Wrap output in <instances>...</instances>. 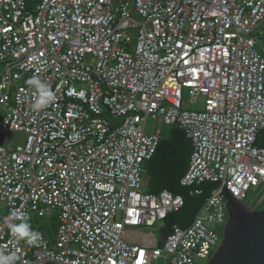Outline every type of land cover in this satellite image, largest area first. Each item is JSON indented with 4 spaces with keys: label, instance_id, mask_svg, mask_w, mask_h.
Wrapping results in <instances>:
<instances>
[{
    "label": "built area",
    "instance_id": "obj_1",
    "mask_svg": "<svg viewBox=\"0 0 264 264\" xmlns=\"http://www.w3.org/2000/svg\"><path fill=\"white\" fill-rule=\"evenodd\" d=\"M263 22L264 0H0V252L15 264H208L225 190L242 201L264 185ZM32 77L55 93L40 110ZM149 118L192 142L180 183L193 195L215 185L169 232L185 200L145 189L161 138ZM16 131L26 142L9 148ZM54 209L39 246L12 236L18 217ZM147 227L161 243L137 242Z\"/></svg>",
    "mask_w": 264,
    "mask_h": 264
},
{
    "label": "trees",
    "instance_id": "obj_2",
    "mask_svg": "<svg viewBox=\"0 0 264 264\" xmlns=\"http://www.w3.org/2000/svg\"><path fill=\"white\" fill-rule=\"evenodd\" d=\"M256 144L264 146V129L258 133ZM192 149V142L184 129L171 126L169 136H161L155 154L146 163L148 192L159 193L167 189L184 196L183 207L167 215L164 227L166 232H169L175 224L188 225L200 208L206 194L215 186L211 182L204 183V193L193 195L190 193L192 187L180 183L181 177L188 168ZM54 229L49 230V236L52 235Z\"/></svg>",
    "mask_w": 264,
    "mask_h": 264
},
{
    "label": "water",
    "instance_id": "obj_3",
    "mask_svg": "<svg viewBox=\"0 0 264 264\" xmlns=\"http://www.w3.org/2000/svg\"><path fill=\"white\" fill-rule=\"evenodd\" d=\"M225 192L228 219L208 264H264V203L252 208Z\"/></svg>",
    "mask_w": 264,
    "mask_h": 264
},
{
    "label": "rangeland",
    "instance_id": "obj_4",
    "mask_svg": "<svg viewBox=\"0 0 264 264\" xmlns=\"http://www.w3.org/2000/svg\"><path fill=\"white\" fill-rule=\"evenodd\" d=\"M255 37L258 39V49L264 53V22L260 25V27L257 29L255 33ZM133 46V45H132ZM201 102H202V97L200 96L198 105H191L189 104V99L185 101V107L189 109H194L201 107ZM2 112L0 111V115ZM119 122V121H117ZM159 129L161 131V136L163 137H168L170 133L171 126L165 124L162 122L161 119L157 120L156 126H154V121L153 119L149 118L147 120V127L146 131L150 133L152 129ZM26 134L22 131H16L10 133V145L9 148H12L16 145L19 144H25L26 142ZM264 194V185H259L257 188H252L247 192L246 197L242 200V202L252 208H258L261 204L264 203V200L262 202H258L261 196ZM57 210H53L52 215H47L45 217L39 218L36 214L34 213H29L28 217L29 220H31L34 224L35 231L41 232L44 229V231H48L46 234L49 236V230L53 229L58 226V219H57ZM225 225H215V230L218 231L220 234L221 238L219 242L217 243L218 247L221 243L222 237H223V230H224ZM54 229V230H55ZM134 229V228H133ZM132 229V230H133ZM142 231H144L146 234L153 233L156 239L160 238V230L155 228V227H147V228H141ZM216 250V249H215Z\"/></svg>",
    "mask_w": 264,
    "mask_h": 264
},
{
    "label": "clouds",
    "instance_id": "obj_5",
    "mask_svg": "<svg viewBox=\"0 0 264 264\" xmlns=\"http://www.w3.org/2000/svg\"><path fill=\"white\" fill-rule=\"evenodd\" d=\"M27 83L35 86L38 93L32 105L33 109H43L55 101V93L46 82L41 81L37 77H32L27 81ZM18 218L21 219V223L9 225L12 236L17 241L26 240V242L31 246H39L42 242V234L32 229L30 223L28 222L29 217L27 214ZM17 259L18 256L15 252L11 254H4L0 252V264H15Z\"/></svg>",
    "mask_w": 264,
    "mask_h": 264
},
{
    "label": "crops",
    "instance_id": "obj_6",
    "mask_svg": "<svg viewBox=\"0 0 264 264\" xmlns=\"http://www.w3.org/2000/svg\"><path fill=\"white\" fill-rule=\"evenodd\" d=\"M147 163V162H146ZM145 168H146V175H145V180H146V187H145V189L147 190V166H146V164H145ZM55 231V230H54ZM54 231H53V233H52V235L54 234ZM140 231H141V236H140V238L138 239L137 238V242H139V243H146V242H152V243H154L155 242V240L153 241L151 238H149V234H146L144 231H142L141 229H140ZM51 235V236H52ZM161 231H160V238L159 239H157V242H159V243H161L162 242V238H161Z\"/></svg>",
    "mask_w": 264,
    "mask_h": 264
}]
</instances>
